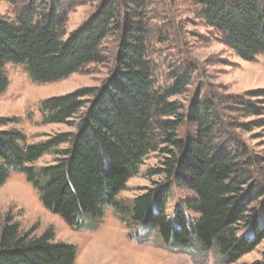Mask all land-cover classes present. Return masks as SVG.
Returning <instances> with one entry per match:
<instances>
[{"label":"trees","instance_id":"trees-1","mask_svg":"<svg viewBox=\"0 0 264 264\" xmlns=\"http://www.w3.org/2000/svg\"><path fill=\"white\" fill-rule=\"evenodd\" d=\"M2 1L17 14L14 20L0 15V94L8 87L4 68L9 63L23 66L37 82H54L105 64V41L121 32V42L116 66L101 86L43 103L46 124L76 120L75 133L26 144V136L0 118V187L13 172H21L44 206L75 230H90L114 207L156 231L170 249L205 255L215 251L224 264L239 262L264 242V183L252 171L264 161L231 138L222 114L226 105L261 117L264 127V90L246 93L255 102L243 96H227L225 102L197 100L186 114L191 137L181 139L180 108L168 102L169 94L154 81L145 20L148 0H101L69 37V14L95 0ZM191 1L205 24L242 60L253 62L264 54V0ZM160 145L173 147L166 152L164 173L175 188L190 194L171 216L169 191L149 190L131 206L118 201L144 159ZM62 146L66 148L59 152ZM51 152L58 155L55 163L34 166ZM247 228L253 236H239ZM76 258V248L56 242L52 230L36 237L22 232L10 216L0 223V264H75Z\"/></svg>","mask_w":264,"mask_h":264},{"label":"rangeland","instance_id":"rangeland-1","mask_svg":"<svg viewBox=\"0 0 264 264\" xmlns=\"http://www.w3.org/2000/svg\"><path fill=\"white\" fill-rule=\"evenodd\" d=\"M101 0L76 8L68 16L66 37L77 30L97 10ZM16 8L0 0V15L14 20ZM148 54L154 68L156 86L169 94L168 102L179 108L178 119L183 123L177 131L181 139L191 137L192 127L186 119L194 103L204 99L228 101L227 96H246L247 92L264 90V54L253 62L242 60L223 43L220 34L200 18V8L191 0H148ZM121 42V32L104 43L106 62L89 65L81 73L54 82H37L23 66L9 63L4 72L8 79L6 91L0 94V118L9 120L8 128H15L26 136V144H39L59 134L75 133L77 122L46 124L42 105L45 101L73 93L81 88L99 87L115 68V56ZM182 83L180 87L179 84ZM180 87V88H179ZM177 88L180 93L176 94ZM255 102L256 99H250ZM223 106L225 129L232 139L242 142L250 156L264 161V127L261 117L246 116ZM65 146L57 149L59 152ZM160 145L149 154L130 179L118 201L131 206L134 200L149 190L169 193L168 215L171 216L180 199L190 196L175 188L165 171L168 150ZM57 153L51 152L35 163L41 168L55 163ZM264 164L252 169L254 177L264 183ZM172 186V187H171ZM171 188V189H170ZM256 207L257 204L253 205ZM10 216L22 232L31 231L41 237L52 230L56 242L76 248L75 264H224L217 252L198 254L192 250H172L165 246L156 231L132 222L109 207L103 220L90 230H75L64 219L42 203L38 192L21 172H13L0 187V223ZM253 236L250 228L239 236ZM264 264V242L235 264Z\"/></svg>","mask_w":264,"mask_h":264}]
</instances>
